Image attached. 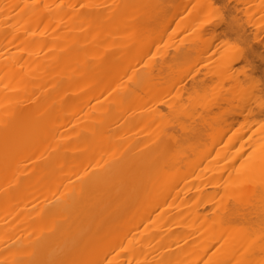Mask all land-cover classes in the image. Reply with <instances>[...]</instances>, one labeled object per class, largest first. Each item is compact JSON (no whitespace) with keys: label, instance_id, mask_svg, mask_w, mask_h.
Masks as SVG:
<instances>
[{"label":"bare ground","instance_id":"obj_1","mask_svg":"<svg viewBox=\"0 0 264 264\" xmlns=\"http://www.w3.org/2000/svg\"><path fill=\"white\" fill-rule=\"evenodd\" d=\"M263 13L0 0V264H264Z\"/></svg>","mask_w":264,"mask_h":264},{"label":"rangeland","instance_id":"obj_2","mask_svg":"<svg viewBox=\"0 0 264 264\" xmlns=\"http://www.w3.org/2000/svg\"><path fill=\"white\" fill-rule=\"evenodd\" d=\"M192 2H193V0H180L181 7L185 6V4H187V5H191ZM181 11H182V10H181ZM181 11H180V12H181ZM262 15H264V13H263ZM183 16H184V15H183ZM183 16H181V18H182ZM258 27H259V31H258L259 37H258V38L261 39V43H262L263 46H264V19H263V21L258 25ZM222 28H223V27H222ZM175 30H176V28L171 29L172 32H174ZM171 31H170V32H171ZM170 32H169V33H170ZM184 34H187V35H188V34H191V32L188 31V30H186L185 33H183L182 31L176 33V35H175L174 37H176L177 40L175 39V41H178L179 38H182V36H183ZM167 38H168V35H166L165 38L163 39V41H162L163 44L166 43ZM233 45H234V46H237V48L242 49V50H244V51L247 50V44L237 42V43H233ZM262 71H263V70H262ZM259 76L262 77V74L259 73Z\"/></svg>","mask_w":264,"mask_h":264}]
</instances>
